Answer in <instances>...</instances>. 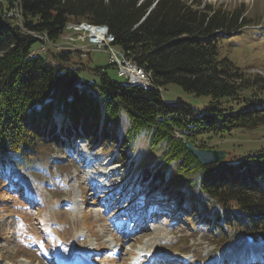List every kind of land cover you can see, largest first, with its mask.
<instances>
[{
	"label": "trees",
	"instance_id": "16d2710c",
	"mask_svg": "<svg viewBox=\"0 0 264 264\" xmlns=\"http://www.w3.org/2000/svg\"><path fill=\"white\" fill-rule=\"evenodd\" d=\"M14 7L19 16L7 17ZM247 12L243 3L228 8L201 0H0V172L8 178L11 163L25 168L39 158L40 145L60 146L75 137L89 145L107 144L115 149L113 158L123 162L133 153L131 140L145 132L147 144L161 151L163 168L152 166L158 169L153 177L162 178L171 162L182 178L199 176L196 182L188 178L183 189L172 187L167 177L162 183L184 199L183 209L198 187L210 200L201 215L206 218L207 208L218 206L208 225L215 227L221 217L231 232L227 237L215 227L227 248L240 246L248 236L263 238L264 145L207 165L185 145L189 140L206 147L207 139L264 126V75L247 72L220 50L223 39L252 26ZM70 19L106 25L112 44L150 74L151 84L111 77L110 63L95 66L99 79L87 82L77 76L83 66L74 60L79 54L53 48L45 57L31 53L39 41L34 33L46 35V45L61 44ZM170 82L210 100L199 110L181 99L167 101L162 89ZM138 177L149 186L154 181Z\"/></svg>",
	"mask_w": 264,
	"mask_h": 264
},
{
	"label": "rangeland",
	"instance_id": "374dc122",
	"mask_svg": "<svg viewBox=\"0 0 264 264\" xmlns=\"http://www.w3.org/2000/svg\"><path fill=\"white\" fill-rule=\"evenodd\" d=\"M201 1L228 8L243 3L248 8L252 26L223 39L220 50L247 72L264 75V0ZM14 11L17 7L8 15ZM39 45L36 41L33 48ZM40 54L45 57L47 52ZM82 62L78 78L98 81L93 68L108 64V52L93 48ZM106 71L123 81L113 67ZM162 96L167 101L181 99L197 110L210 100L207 94L196 95L173 82L164 85ZM122 119L126 128L127 120ZM131 141L133 153L114 165L110 163L118 161L113 158L115 149L75 137L60 146L40 145L39 158L33 157L25 168L11 163L8 178L0 172L9 182L0 181V264H77L81 260L92 264H264V237L246 240L243 231L235 229L245 240L227 248L223 234L215 229L221 226L227 237L231 235L223 219L219 217L215 227L208 225L217 215V205L207 208L205 218L203 203L210 200L198 187L185 210L184 199L162 186L167 177L172 187L183 189L189 186L188 178L196 182L198 175L182 178L171 162L162 178L153 177L158 169L152 166L163 168L160 149L147 144L145 132ZM204 143L202 148L226 150V160L264 145V126L236 129L230 136ZM139 173L153 183L147 185ZM166 195L174 199L166 201Z\"/></svg>",
	"mask_w": 264,
	"mask_h": 264
},
{
	"label": "built area",
	"instance_id": "2783aa9c",
	"mask_svg": "<svg viewBox=\"0 0 264 264\" xmlns=\"http://www.w3.org/2000/svg\"><path fill=\"white\" fill-rule=\"evenodd\" d=\"M69 26H79V35H72L66 38L62 44L46 45L42 38V33H34L40 39V46L34 51H45L48 46H54L57 49L70 51H80L81 53L93 46V48L106 49L108 51V61L116 68L117 74L128 82L144 81V69L138 66L125 52L115 48L112 44L114 35L109 31L106 33L94 34L93 36H84L83 26H97L101 23L83 24L81 21L69 20L66 22ZM79 41H86L87 44H79ZM33 51V52H34Z\"/></svg>",
	"mask_w": 264,
	"mask_h": 264
},
{
	"label": "bare ground",
	"instance_id": "6f19581e",
	"mask_svg": "<svg viewBox=\"0 0 264 264\" xmlns=\"http://www.w3.org/2000/svg\"><path fill=\"white\" fill-rule=\"evenodd\" d=\"M81 22L83 24H91V23L85 22V21H81ZM70 30H72V31H70ZM64 32H67V34H65L64 36L62 35V40L63 41H65L66 38L69 37V36L79 35V26H69V24H66ZM73 32H75V33H73ZM106 32H108L107 26L103 25V24H98L97 26H93V25H84L83 26V34H84V36H93L94 34L106 33ZM42 38H43V41H44L45 44H50V41H49V39L47 38L46 35H42ZM131 83H137L139 85H141V84L147 85V84L150 83V81H149V78H148L147 74L144 72V81H137V82H131ZM144 87H146V86H144ZM99 258H101V257H99ZM82 259H86L84 257V255H82ZM143 259H146L145 256L143 257ZM77 264H83L82 260H81V262H79Z\"/></svg>",
	"mask_w": 264,
	"mask_h": 264
},
{
	"label": "water",
	"instance_id": "95a60500",
	"mask_svg": "<svg viewBox=\"0 0 264 264\" xmlns=\"http://www.w3.org/2000/svg\"><path fill=\"white\" fill-rule=\"evenodd\" d=\"M185 145L187 150L197 159L201 165L211 163H219L225 160L226 150L223 149H210L195 146L191 141L186 140Z\"/></svg>",
	"mask_w": 264,
	"mask_h": 264
}]
</instances>
